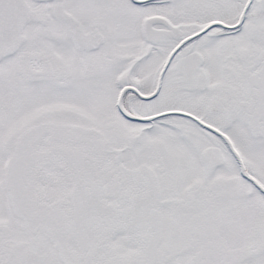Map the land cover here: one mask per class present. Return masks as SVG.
<instances>
[{"label": "snow or ice", "instance_id": "6c2138e0", "mask_svg": "<svg viewBox=\"0 0 264 264\" xmlns=\"http://www.w3.org/2000/svg\"><path fill=\"white\" fill-rule=\"evenodd\" d=\"M0 264H264V0H0Z\"/></svg>", "mask_w": 264, "mask_h": 264}]
</instances>
